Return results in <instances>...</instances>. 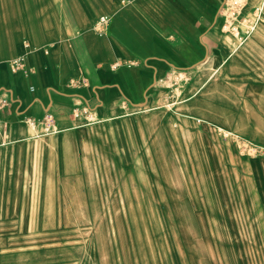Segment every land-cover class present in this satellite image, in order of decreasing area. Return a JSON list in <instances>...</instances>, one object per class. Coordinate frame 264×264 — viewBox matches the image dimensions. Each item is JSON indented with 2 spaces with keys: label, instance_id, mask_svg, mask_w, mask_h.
Segmentation results:
<instances>
[{
  "label": "crops",
  "instance_id": "crops-1",
  "mask_svg": "<svg viewBox=\"0 0 264 264\" xmlns=\"http://www.w3.org/2000/svg\"><path fill=\"white\" fill-rule=\"evenodd\" d=\"M222 3L0 0V98L8 100L0 109V218L24 223L25 212H39L30 196L58 198L54 204L65 197H84L86 204L111 198L118 210L122 196H135L137 161L150 170L160 141L161 79L204 65L225 76L221 63L235 39L222 30ZM101 17L108 18L103 36L93 30ZM262 31L238 49L240 56ZM14 59L21 61L15 70ZM202 91L180 93L176 109L193 132L204 123L233 135L229 112L202 105L196 98ZM75 109L88 116H74ZM46 114L56 132L29 127L28 119ZM197 140L201 150L205 143Z\"/></svg>",
  "mask_w": 264,
  "mask_h": 264
},
{
  "label": "rangeland",
  "instance_id": "rangeland-1",
  "mask_svg": "<svg viewBox=\"0 0 264 264\" xmlns=\"http://www.w3.org/2000/svg\"><path fill=\"white\" fill-rule=\"evenodd\" d=\"M254 7L262 20L232 42L223 78L204 65L161 79L160 141L150 170L137 161L135 196H122L119 210L111 198L30 196L39 212L24 223L0 218V264H264V31L238 50L264 27V0H248L246 11ZM192 87L203 89L202 105L229 112L233 135L204 123L193 132L176 109Z\"/></svg>",
  "mask_w": 264,
  "mask_h": 264
},
{
  "label": "built area",
  "instance_id": "built-area-1",
  "mask_svg": "<svg viewBox=\"0 0 264 264\" xmlns=\"http://www.w3.org/2000/svg\"><path fill=\"white\" fill-rule=\"evenodd\" d=\"M248 0H223L220 15L223 18L222 30L230 34L237 42L242 43L243 40L250 35L256 28L257 24L262 20L263 10L261 7H254L253 10L245 13ZM108 24L107 17H101L96 22L94 29L95 32L102 36L105 33ZM12 68L18 69L21 67L20 59H14L11 62ZM118 63H114L112 68L118 67ZM8 100L0 98V109L7 105ZM74 116L83 117L88 116L87 111H80L75 109L73 111ZM27 123L32 130L36 129L37 124L42 125V135H48L56 132L54 125V119L51 114H46L41 120L35 121L28 119Z\"/></svg>",
  "mask_w": 264,
  "mask_h": 264
}]
</instances>
